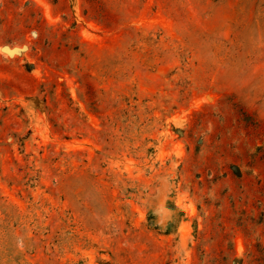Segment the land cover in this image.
<instances>
[{
    "label": "rangeland",
    "instance_id": "obj_1",
    "mask_svg": "<svg viewBox=\"0 0 264 264\" xmlns=\"http://www.w3.org/2000/svg\"><path fill=\"white\" fill-rule=\"evenodd\" d=\"M0 264H264V0H0Z\"/></svg>",
    "mask_w": 264,
    "mask_h": 264
}]
</instances>
